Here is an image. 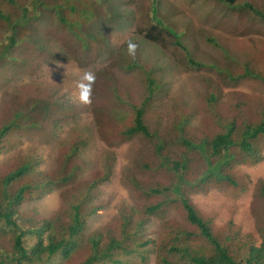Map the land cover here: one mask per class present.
Returning <instances> with one entry per match:
<instances>
[{
  "label": "rangeland",
  "instance_id": "1",
  "mask_svg": "<svg viewBox=\"0 0 264 264\" xmlns=\"http://www.w3.org/2000/svg\"><path fill=\"white\" fill-rule=\"evenodd\" d=\"M102 2L81 0L77 7L71 6L86 22L76 24V35L83 44L69 34L55 13L45 12L29 31L38 33L47 50L28 44L17 53H25L30 59L0 64V124L14 118L15 112L24 106L37 119L52 115L62 119L60 123L51 120L45 122V127L17 131L13 136L15 147L0 153V167L15 160L19 153L39 154L43 167H54L79 133L92 136L89 147L74 161L81 164L83 179L97 173L106 150L116 153L113 174L97 200L106 204L91 221L93 228L112 221L123 202L137 201L138 194L128 180L131 172L136 171L139 178L148 181H169L163 173L151 174L140 167L142 160L152 156L153 143L140 135L131 138L123 135L134 121V109L129 102L139 104L149 95L147 77L140 68H131V62L155 67L159 89L147 103L145 114L153 129L165 131L184 119V132L175 135L176 143L182 134L196 141L224 129L216 122V112L223 122L241 124L248 117L260 120L264 111L261 80L251 77L233 80L227 76V73L243 74L245 65L264 76V19L243 5L252 2L264 10V0H238L236 7L219 0H120L128 14L125 19L112 22L119 15L108 9L112 8L109 2L108 8L101 7ZM150 13L153 21L162 19L176 36L181 31L179 38L185 48L153 42L141 34L139 29L148 27L149 19L145 16ZM91 20L96 22L90 24ZM210 37L220 46L210 41ZM96 40L100 50L94 47ZM129 42L137 45L134 55L128 53ZM69 47L73 51L67 54ZM33 57L39 59L35 61ZM191 58L202 65H192ZM89 72L95 75V80L90 102L84 103L79 99L77 84ZM212 94L217 96L214 103L207 100ZM50 96L59 99H52L45 113L32 110L35 100L41 98L46 102ZM72 111L76 114L71 115ZM258 144L264 154V138ZM177 149L186 150L182 144ZM198 157H202L201 153ZM201 171L196 166L188 174L190 180ZM232 173L243 189L212 182L207 190L202 185H190L188 196L204 214L211 216L216 227H227L233 221L235 229L231 233L240 228L242 234L252 233L260 241L264 159L256 164H237ZM70 189L57 188L41 199L28 200L21 209L30 215L38 212V218L53 217L62 208ZM169 213L182 218L174 210ZM159 222L158 218L152 220L148 230L158 235ZM9 237L0 222V242L8 245ZM151 264H155L154 257Z\"/></svg>",
  "mask_w": 264,
  "mask_h": 264
},
{
  "label": "trees",
  "instance_id": "2",
  "mask_svg": "<svg viewBox=\"0 0 264 264\" xmlns=\"http://www.w3.org/2000/svg\"><path fill=\"white\" fill-rule=\"evenodd\" d=\"M79 1L0 0V64L30 59L25 53H17L28 44L47 50L48 46L42 44L38 33L29 31L45 12L55 13L69 34L83 44L76 35V24L86 22L71 9L72 5L77 7ZM219 1L231 7H236L238 2ZM106 2L112 8H108ZM243 5L264 19V10L260 7L252 2ZM101 7L118 13L119 16L110 22L123 20L128 14L120 0H103ZM145 18L149 22L148 27L139 29L142 35L153 42L185 48L179 38L181 31L179 34L176 31V36L162 19L153 21L151 13ZM95 22L89 21L90 24ZM97 40L94 47L100 50ZM209 40L220 46L216 39L210 37ZM69 51L73 50L69 47L66 53ZM32 59L37 61L39 57ZM190 63L202 65L192 58ZM129 66L140 68L147 77L149 95L139 104L129 102L134 109V121L123 135L128 138L140 135L151 141L153 154L142 160L140 167L151 174L163 173L169 181H148L139 178L136 171L131 172L128 180L138 194L137 201L123 202L112 221L93 228L91 221L106 204L97 200L104 183L113 174L116 153L106 150L100 158L97 173L84 179L81 164L74 161L79 160L82 150L89 147L90 134H75L68 151L54 167H43L39 154L19 153L15 160L0 167V222L10 236L8 245L0 242V264H151L152 257L155 264H264V206L259 216L261 240L257 241L252 233L242 234L240 228L231 233L235 229L233 221L227 227H216L211 216L204 214L188 196L190 185H202L207 190L212 182L243 189L232 169L237 164H256L264 159L258 148L260 138H264V111L260 120L248 117L241 124L223 122L216 112V122L224 129L196 141L182 134L176 143L175 135L184 132V119L161 131L153 129L145 118L146 105L159 89L155 67L137 65L135 60ZM227 76L233 80L251 77L264 83V76L248 65L243 74L227 73ZM58 97L50 96L46 102L37 99L32 103V110L45 113L47 104ZM207 100L214 103L217 96L212 94ZM34 116L24 106L15 112L14 118L0 124V153L15 147L17 143L13 136L17 131L26 127H45L46 121L62 122L54 115L43 119ZM180 144L186 150L179 151ZM200 153L202 157H198ZM196 166L202 171L190 180L188 174ZM60 187L71 189L62 208L53 217L38 218V212L30 215L22 211L21 207L28 200L41 199ZM261 194L264 197V184ZM171 210L181 213L182 218L170 216ZM157 218L160 220L158 235L148 230L149 223Z\"/></svg>",
  "mask_w": 264,
  "mask_h": 264
},
{
  "label": "clouds",
  "instance_id": "3",
  "mask_svg": "<svg viewBox=\"0 0 264 264\" xmlns=\"http://www.w3.org/2000/svg\"><path fill=\"white\" fill-rule=\"evenodd\" d=\"M136 47H137V45L135 43L129 42L128 43V53L130 55H134ZM94 80H95V75L93 73H91V72L85 73L81 77L80 82L77 84V87L80 90V95H79L80 101H82L84 103L90 102L89 97H90V94H91L92 83L94 82ZM84 81H86L87 83H85Z\"/></svg>",
  "mask_w": 264,
  "mask_h": 264
}]
</instances>
